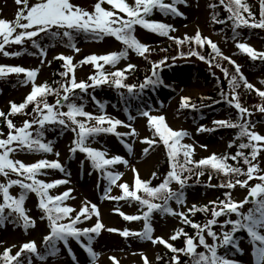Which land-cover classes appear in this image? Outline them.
I'll use <instances>...</instances> for the list:
<instances>
[{"label": "snow or ice", "instance_id": "6c2138e0", "mask_svg": "<svg viewBox=\"0 0 264 264\" xmlns=\"http://www.w3.org/2000/svg\"><path fill=\"white\" fill-rule=\"evenodd\" d=\"M107 2L112 5L114 9H118L120 13H124L125 16L118 15L115 11L106 10L102 5ZM17 4H23V8L18 13L15 22H9L4 19H0V52H3L5 56L20 55L19 52L9 53L5 51V46L10 43L22 44L26 39L33 41V46L40 48V55L43 57L46 53L41 46L34 40L35 37L39 36L40 33H49L50 30L55 27L57 29H64L62 35L68 38V46L73 48L75 51L79 49L75 48L72 43L73 32H83L99 39L101 36H112L117 41H120L125 45V50L119 53L113 52L106 55H92L86 57L85 60L81 61V64L87 62L92 63L99 70L97 75L89 77L92 83L77 82L74 73L73 59L71 56L60 55L56 59L64 61V66L67 71L62 72L60 75L66 80L71 74L70 82L61 81L60 88H53L47 83L37 85L35 78L38 73V69L30 70L20 66H0V77L7 75L8 73H24L26 80L24 83L31 82L33 84V90L25 98V101L17 105L15 102H10L11 110L9 113L0 111V117H4L6 120L7 138H0V175L9 177L10 173H14L17 176H21L24 179H9L7 183H0V194L3 197V203H0V223L9 221L16 223L17 220H22L25 227L30 225L34 226L35 221L29 217L26 210L23 207L26 196L29 193H36L39 198V208L43 211L49 220V226L51 232L49 235L44 237V244L46 247L51 242V249L54 254L56 245L58 242L63 241L65 244L68 243L70 238H75L80 241L82 237H87L89 243L86 245L88 253L93 259L97 257V253L91 247L90 241L93 239L92 234H99L104 228V225L99 221V212L97 211L95 204L85 201L81 209L77 212L72 206H68L66 201L73 199L71 196L72 189H67L59 195L50 194V190L56 188L59 185L67 184L69 181L64 179H58L52 182H46L39 179L41 175H46L45 169H58L61 172L64 171L61 163L58 160L49 161L47 159H40L37 162L26 164L22 160L13 159L12 153L17 151H24L27 149L29 152H42L51 153L53 151L50 142H44L45 125H59L65 128L71 127V131L76 134V139L73 141V147L69 150L73 153L76 151L83 152L91 160L94 168L106 173V177L109 181V188L107 192H111V186L116 185L122 190V195L110 196L108 199L115 201L127 200L137 201L146 208L143 211V215H128L123 212L119 214L126 221H137L143 219L145 221V227L143 232L130 233L128 230L120 232V234L127 238L129 235L140 236L143 239L151 240L152 243H160L166 245L172 253L183 252L186 257H189L190 264H233V262L227 258L218 254L217 249L231 245L233 243L234 233L239 230H246L247 233L259 242L257 253L261 257V261L264 262V234H261L260 230L264 229V174H259L261 171L259 164L254 163L261 150H264V135H261L251 129L255 125L248 119L251 117L252 112L248 108L243 107L239 95L236 93V89L242 82L244 87L249 90L257 91V94L264 98V91L254 89V86L249 83L240 71V66L236 64L229 56L223 55L218 45L213 42L210 38L202 37L197 32L193 37L177 38L170 36V32L175 29L166 23L159 21L149 20L148 17L153 13L154 10H159L162 14L183 16L184 14L179 11L177 5L186 4L187 0H171V2H165V0H135L134 5H130L126 0H98L95 4L94 12H88L76 5H73L69 0H40L34 6L29 8L28 0H16ZM220 4L223 5L226 11L229 13L228 20L233 23V28L238 29L241 26H247L251 28L264 29V10L261 12V19L256 20L254 13L251 8L242 0H220ZM213 9L217 5H210ZM26 13V14H25ZM247 13V17H245ZM214 22L224 24L227 21L218 19L217 14H213L212 17ZM26 21V22H22ZM137 25L150 30L151 32L157 33L161 36H168L170 39L175 40L182 47L187 42L191 45L192 41H195L197 50H190L188 56H196L202 61H206L210 67H221L219 62L213 64V59L202 54L199 50L204 45H210L214 58H222L225 61L235 65V74H230L228 69H222L225 78L229 79V92L225 94L221 92V97L224 102L230 107H234L237 110V118L235 121L232 119H220L214 120L213 124L219 127L237 128L239 129L236 139H240L241 142L238 145V151L233 156L223 155L217 156L213 153L211 156L194 161L191 159L193 154V146L189 144H182L181 141L187 135L183 131H173L165 123V117L162 115H151L149 111H141L140 115L147 117L149 125L154 128L155 133L160 136L163 144L168 148V155L171 161V170L164 178L163 182L156 187H149L150 181L142 180L137 173L135 168L131 171L134 174V190H130V186L127 182L121 181L123 176L122 172L110 171L109 169L117 164L127 165L128 161L123 157L116 155L109 158L106 151L98 150L91 147L88 144L89 139L100 136L101 134H115L123 137L125 135H136V131L130 124H126L124 121L108 116L104 113L103 108H100V114L93 115L92 113L83 110V105H78L75 101L77 98L76 89L81 92H86L90 87H96L107 84L110 87L114 86L117 89H127L128 93L137 95V89L142 92L149 86H156L162 83L159 72L163 70L164 65L167 63V59L161 60L159 63L153 62L152 75L147 77L143 83L136 84H125L124 80L127 79L125 73L129 70L134 69L136 66L128 64L125 69L116 70L114 72L105 73L102 68L103 65L100 63L103 61L105 64H111L113 67L119 63L121 59L127 57V50L131 49L140 56H145L149 52V46L141 43L135 36V27ZM17 29H21L17 33ZM15 34V35H14ZM52 35H61L56 32ZM237 47L246 53L253 61L260 60L264 62V52H258L246 43H238ZM185 54L181 52V57ZM179 58V57H177ZM43 63V60L41 61ZM264 84V81H261ZM61 89L63 90V96L61 97ZM48 94L57 96L56 104L51 105L47 103L46 99H40L46 97ZM230 97V98H229ZM188 97H182L181 107L192 109L196 108L195 104H189ZM219 102V101H217ZM35 103L33 112L35 114L34 119L24 121L22 127L17 128L13 123L12 119L8 118L11 115L22 112L28 104ZM42 105V107H41ZM64 107H67V111H62ZM259 111L264 113V105L259 106ZM26 114V113H25ZM84 117L85 120H78L77 117ZM67 118V120L65 119ZM129 119L133 117L129 116ZM94 120L96 124L94 126H87V121ZM68 121L71 123L69 124ZM33 125H38L35 135L31 131ZM107 125V126H105ZM118 126L125 128H131L130 133H121L117 131ZM212 129H205L200 127L198 131H211ZM5 134L0 132V137ZM247 138V142H243L242 138ZM144 143L149 145L153 144L154 141L145 138ZM233 144L229 143L228 147H232ZM201 147H207L201 145ZM244 149H250L251 151L246 155ZM129 151L131 148L129 146ZM147 152V149H145ZM183 154V163H180L178 157ZM58 156L59 153H56ZM243 158V163L247 165V171L245 172L239 166H232L227 161L239 162L240 158ZM189 165H194L197 168L209 167L215 170L217 173H223L225 176L234 175L239 177L244 175L247 179H229L227 183L219 185L228 189L235 188L237 185L242 187H248V181L251 179H258L261 183H257L255 186L250 187L249 196L251 198H257L255 201V207L250 209L247 214L240 211L243 204L249 203V199H245L241 202H235L231 199V195L226 193V200L221 201H210L213 205L212 219H210L203 226L193 223L189 220L183 212H175L170 206L169 201L175 200L179 205L183 203V192H173L169 185L175 181L180 184L183 188L185 181L190 178L183 177V173L192 172V168ZM199 175H203L204 172L200 171ZM156 173H153L155 177ZM209 176V180H211ZM19 185L23 190L19 197H14L10 194L9 189L13 186ZM143 190L152 199L162 200V204L153 203L150 199L142 198L137 195V192ZM5 209H8L7 215ZM197 208L193 205L188 209L189 212L196 211ZM200 211H207V206L199 209ZM154 211H161L171 215L179 216L183 223L190 224L192 228L196 229V236L199 237V246H203L205 252H196L197 245L194 243L192 237L187 236L186 233H182V230H178L174 235L170 237V240H176L181 234L185 235L186 247L176 248L163 238L156 237L153 239L151 233L152 228L150 226L151 215ZM77 212L72 217L71 214ZM97 216V222L95 226L90 228H79L78 224L83 223L84 219H91V215ZM235 213L236 220L227 219L220 225L222 233L220 236L213 230V227L217 224V219L220 216H229ZM11 219L9 220V218ZM70 219V223H62V221ZM228 225H231L229 231H223ZM207 231V235L212 238L213 243L208 244L206 242L204 232ZM108 231L114 232L117 229L109 228ZM219 241V243H216ZM12 249L6 248L0 257V264H24V260L21 259L25 256L27 264H32V255L35 254L38 258L44 259V256L38 252L35 241H29L22 245L20 251L15 255L11 254ZM144 264H149V258L143 256ZM115 260V257H110ZM172 259L175 264H181L178 256H173Z\"/></svg>", "mask_w": 264, "mask_h": 264}, {"label": "rangeland", "instance_id": "374dc122", "mask_svg": "<svg viewBox=\"0 0 264 264\" xmlns=\"http://www.w3.org/2000/svg\"><path fill=\"white\" fill-rule=\"evenodd\" d=\"M165 1L171 2V0ZM38 2L40 1L28 0L29 8ZM69 2L88 12H94L95 4L98 3V0H69ZM126 2L130 5H134V0H126ZM102 6L106 10L115 11L118 15L125 16L124 13H120L118 9H114L112 5L108 4L107 2H105ZM23 7V4H17L16 0H8L6 4L2 5L0 10V19L7 20L9 22H15L18 13ZM209 8L208 0H187L186 4H180L178 9L184 15L178 16L179 21H170V24L175 29V31L170 32L169 35L175 36L178 34V37L182 36L185 38L193 37L197 32H199L202 36L210 38L218 45L223 55L229 56L240 66V68L243 70L242 74L244 78L254 86V89L260 90L262 88L260 79L264 78V70L258 73V75H245L244 63L247 60H251V58L246 53H243L237 47V44L233 45L223 42L218 39L217 34L214 32L211 33L208 18L210 15ZM156 21H163L164 23H167V20H164L160 16L156 19ZM20 31L22 30L17 29V33ZM134 34L141 43L148 45L149 49L153 47H158L160 49L162 46L167 45L169 42L168 40H170L168 36H161L158 38L154 32H151L140 25H137V30ZM0 40H2V38H0ZM246 44L258 52L264 51L257 41L246 42ZM9 46L10 44L5 46V51L9 53H15L13 51L14 48ZM76 49H79V51L69 49L63 50L61 48L55 47L52 50L46 51V54L40 58H29L26 56L17 57L15 55L5 56L3 52H0V66H20L30 70L38 69L39 71L35 78V83L37 85H42L48 81H51L55 61L57 62L60 60L56 59V57L60 55L71 56L73 59L76 81L78 83L81 81L92 83V81L89 80V77L97 75L99 70L94 64L87 62L81 64V61L92 55L100 56L113 52L119 53L125 50L123 44L120 41H117L115 37H111L109 40L106 39L103 44H79ZM142 58L143 56H140L135 51L128 49L127 57L119 61L115 67H113L111 64H105L103 61L100 63L103 65L102 70L105 73H110L116 70L125 69L128 64H133L137 67L142 62ZM42 60L43 63L41 62ZM190 67L191 66L187 65H177L172 68L162 70L161 74H163V78L169 84L174 85L176 91L174 92V96L171 97L170 101H168L163 108L159 109L158 107H155L149 112L151 115L164 116L166 125L173 131L186 132L187 135L183 138L181 143L192 145L194 151L191 159L194 161H199L211 156L213 153L219 155L220 153L225 152L227 149L226 141L221 140L211 134L213 130L219 127L214 125L213 121L220 119H232L235 116L234 114L237 112L235 111L236 109L234 107H232V110H229L228 113L219 111L215 114H210L205 120L196 125L190 119H184L183 117L177 116L178 114L176 109L183 108L181 107L182 97L190 98L189 102L195 99H198L197 101H203V95L209 90V86H204L199 81H193ZM8 75L11 77L20 78L25 74L8 73ZM24 80H26V76H24ZM70 80L71 74L67 80L64 78L65 82H70ZM226 85H228V83ZM2 90L4 93H2L0 96V111L4 112L11 106L10 102H15L18 104L24 102L26 96L33 90V84L31 82H22L15 89L9 90L6 87H2ZM75 91H79V89H76ZM63 94V90L61 89V96ZM256 95L260 97L258 94ZM40 99H45V97ZM262 101L263 103L259 106L264 105V98H262ZM55 104L56 100L53 105ZM242 106L248 108L249 111L252 112L253 117L258 116L264 119V113L259 111V106L256 108L252 107L250 104ZM34 108L35 103L28 104V106L25 108L27 111H24V109L22 112L11 115L10 119H12L17 128L22 127L24 121L36 118L33 112ZM61 110L65 111L66 109L63 108ZM85 111L92 113L93 115L100 114V110L96 111L90 107H88ZM103 111L110 117L120 119L126 124H130L132 128L135 129L136 135H125L120 137L115 134H111L104 143H102L103 137L98 136L89 139L88 144L95 149L106 151L109 158L119 155L128 161L127 165L117 164L109 169L110 171H118L123 173L121 181H118V184L127 182L130 186V190H134L135 177L131 171L132 168L137 170V173L142 180L151 181L149 178L153 175V173H155L157 167L163 163L165 155L167 156L166 152L168 151V148L162 143L161 138H156L154 133H150V125L147 117L141 116L140 113L119 112L111 106L105 108ZM129 116L133 117V119L130 120ZM65 119L67 120L66 117ZM77 119L81 121L85 120L84 117L79 116ZM257 122L258 121H256V123ZM68 123L70 124L71 122L68 121ZM86 123L89 127L96 124L94 120L87 121ZM200 127L212 130L198 131ZM37 128L38 125H33V128L31 129L34 135L35 129ZM251 130L264 135V125L260 124ZM117 131L121 133H130L131 128L118 126ZM0 132L5 134L0 138H7L9 129L7 128L6 122L0 126ZM145 138L154 141V143L149 145L142 142L145 140ZM75 139L76 134L71 131L65 137L57 138V140L51 144L53 151L51 153H46L47 155L43 154L42 152H29L27 149H25L24 151L12 153L11 158L22 160L26 164L37 162L40 159H47L49 161L58 160L61 163L64 169L63 172L58 169H45L44 171L47 174L41 175L38 178L46 182H52L58 179L69 181L67 184L59 185L56 188L51 189L50 194L59 195L67 189H72L71 196L73 199L67 200L66 204L77 209V212L81 209L85 201L96 205L97 211L99 212V221L104 225V228L98 235L95 233L92 234L93 239L90 241L91 247L97 253V257L93 259L88 253L86 245L89 243V240L86 239L87 237H82L80 241H77L75 238H70L67 244L61 241L63 243L59 253L53 255L47 261H35V264H144L141 254L149 258V264H159L162 259L159 252H161L166 245L160 244L158 242L154 244L151 240L143 239L140 236L135 235H129L127 238H125L120 234V232L124 230H128L130 233H139L144 231L145 221L143 219L137 221H126L119 214V212H123L128 215L142 216L143 213L140 210L142 206L140 204L130 203L127 200H124L123 202L108 199V195H122V190L118 186L112 185L111 192H107V189L110 185L106 177V173L94 168L91 160L85 153L80 151L73 153L69 150L74 146L73 141ZM201 145H206L207 147H201ZM129 146L131 151H129ZM145 149H147V152H145ZM245 150L248 153L250 152L249 149ZM56 153H59V155L57 156ZM223 155L224 154L219 156ZM257 157L258 158H256L254 163H258L260 169L264 170V150H261ZM233 162V164L237 166L235 163L236 161ZM170 170L171 164L169 163V171ZM100 173H102V175ZM259 174H264V171H261ZM243 178L247 179V177L244 175ZM9 179L24 178L17 176L14 173H10L9 177L7 178L3 175H0V183H7ZM257 183L261 182L254 178L248 181V187L241 188L239 186V189L232 188L230 192L226 190L222 192L221 190L218 191L215 189L214 185L216 186V184L209 180V187L213 185V190L206 191L204 190L205 188L203 186H199L198 188H195V190H188V193H186L184 196L182 204H170L169 206L175 212H183L185 216H187L189 213V208H191L193 205H200L201 203L207 206V211L211 212L213 205L209 203L210 201L218 202L221 200H226V193H229L231 195V199L235 202L244 201L249 195L250 187L255 186ZM177 185L178 183L176 184L174 182L172 186H169H171V190L173 192H176L180 187V185L178 187ZM20 190L21 188L19 185L13 186L9 189L10 194L17 198L19 197ZM137 195L145 199H150L153 202V199L143 190L137 192ZM0 203H3L2 194H0ZM23 207L26 210L27 215L35 221L34 226L31 225L25 227L23 225L24 228H21L18 231H15L11 226H5L2 228L0 234V250L5 248H13L14 253L16 254L20 251V248L24 243L35 241L36 245H39L41 238L47 236L50 233L51 229L49 230L47 228L46 221L40 217L42 211L39 208V198L36 193L28 194L24 201ZM254 207L255 202L253 205L245 203L243 204L240 211L244 214H247L248 211ZM7 211L9 210L5 209V213H7ZM77 212H73L71 216H75ZM81 219L83 220V223L77 225L79 228H90L95 226V223L97 222V216L94 213L91 215V219H84L83 217ZM227 219L236 220L238 217L235 213L229 216H222V218L220 217V219L217 220V224L213 227V230L217 232L218 236H220L222 233L220 225L223 224V222ZM62 223L69 222L68 220H64ZM182 224V220L179 216L171 214L161 215L159 213L155 214L153 212L150 219V226L152 228L151 235L153 239L160 237L172 244L173 240H170V237L174 235L173 233L177 231ZM109 228L117 229L118 231L110 232L108 231ZM230 229L231 225H228L225 229H223V231H229ZM260 232L261 234H264V229L260 230ZM204 236L208 244L213 243L212 238L207 235L206 230L204 232ZM247 236L249 237V241L242 240L240 242V253L234 258L227 259L231 260L233 264H264V262L260 260L261 257L257 253V248L260 246L259 242L254 241V239L248 233ZM194 243L197 245L196 251L201 249V246H199V238L195 239ZM216 243H219V241H216ZM110 257H115L116 259L112 260ZM183 257L186 256L181 253L179 256L181 264L188 263L189 260L185 262V260H182Z\"/></svg>", "mask_w": 264, "mask_h": 264}, {"label": "trees", "instance_id": "16d2710c", "mask_svg": "<svg viewBox=\"0 0 264 264\" xmlns=\"http://www.w3.org/2000/svg\"><path fill=\"white\" fill-rule=\"evenodd\" d=\"M6 0H0V5L3 4ZM227 2V0H226ZM242 2L246 3L250 6L251 11L254 13L256 20L261 19V11L264 10V0H242ZM215 4L217 7L215 9L212 8V17L213 14H217L218 19L227 21L224 24L215 22V27L222 32L226 38H229L231 40L235 39H260L262 41V48H264V29L261 28H251L247 26H241L238 29L233 28V23L231 20H228L229 13L226 11L225 7L220 4V0H213L212 5ZM1 7V6H0ZM245 17H247V13L244 14ZM213 20V19H212ZM52 33H56L55 31L49 32V33H43L41 37H39L36 42L41 46L42 49H50L53 48L54 45H59L62 48L69 47L68 46V38L64 37L63 35H52ZM101 38L97 39L92 35L85 34L83 32H73V40L72 43L78 44V43H85V42H95L96 40H100ZM23 54H26L30 57L32 56H39L40 48H36L33 46V43L26 44V46L23 47ZM190 50H197V45L195 44V41H192L191 45H189L187 42L183 45V47L178 44L177 42H174L171 47L168 49H164L162 51L153 50L149 54L145 56V59L142 62V66L140 69L135 70L134 72H131L129 74V77H127L126 80H124L125 84H136L139 85L144 82V80L147 77H151L152 75V65L153 62L159 63L161 60L167 59V63L169 65H172L173 63H178L182 61H188L193 64L192 67V77L193 80L199 81L202 85H209L212 84V87H210L209 91H207L204 95L203 101H195L191 104H195L196 108L192 109L191 107L186 108L184 110V115L192 118H199V120L206 118L207 114L216 112L220 109L227 110L228 104L224 102L223 98L221 97V92L228 94L229 92V79L225 78L224 72L222 69H228V72L230 74H235L234 68L226 61L221 60L219 58H212L208 50L203 46L199 50L202 52V54L208 56L210 59H213V64L216 62H219L221 67H210V65L206 61L200 60L196 56H188V52ZM181 52H184V56L181 57ZM179 57V58H177ZM62 72H64L63 68L59 65V63H56V70H54L52 75V80L50 85L53 88H60L61 81H64V78L60 75ZM161 79V78H160ZM13 81L9 82V84H12ZM227 90H226V84ZM173 88L170 87L169 90L164 88L163 84H158L156 86H149L148 88H145L142 92L137 89V95H131L130 98L128 96L126 97V100H124V103L129 105L133 101H143V102H151L154 98L161 100L162 98H166L168 95L173 92ZM77 98L76 103L78 105L82 104L83 106L88 104V102L92 101L91 95H93L95 98L100 99L103 102H111L115 107H119L121 103V97L122 95H126V91H122L120 89H117L115 87H99L98 90L90 91L87 94L82 93L81 91L76 92ZM236 93L239 95L240 102L242 105L250 104L252 107L256 108L260 104L263 103L262 98L258 97L255 93L251 91H247L243 86L242 82L240 83V86L236 89ZM61 95V93H60ZM138 95H142L143 97L138 98ZM63 96V95H62ZM61 96V97H62ZM230 98V97H229ZM45 99L47 100V103L53 105L55 100H57V96L53 94L46 95ZM219 101V102H217ZM135 110L140 111V106H134ZM30 110V108H29ZM11 117V116H10ZM8 117V118H10ZM6 122L5 118H0V126L3 125V123ZM44 132V142H52L54 141L58 136L65 135L66 128L59 125H46ZM238 132L236 129L228 128V129H218L214 135L219 136L223 139H229L231 138L229 143H232L233 146L229 147V153L228 156H233L236 154V152L239 150L238 145L241 142L240 139H236ZM244 142V138H242ZM178 160L180 163H183L184 157L183 154L178 157ZM229 164L235 167L233 164L234 162L229 159L227 161ZM169 163L171 164V161L169 159V155L167 153V156L165 155L164 161L162 165L158 168L155 177L151 178V184H149V187H156L160 183L163 182L164 178L167 176L169 172ZM237 166L241 167L245 172L247 170V165L243 163V158L241 157L239 159V162H235ZM189 167L192 168V172L183 173V177H189L185 181V186H189L188 188L194 189L195 187H199V185H208L209 184V176H211V181H213L217 188H224L219 187L221 184L227 183V181L231 178L233 181L235 179H241L243 178V175L236 177L234 175L225 176L222 172L217 173L215 170L211 169L209 167L204 168H197L194 165H189ZM200 171H203V175H199L198 173ZM154 203L162 204L163 201L159 199H153ZM202 208V207H200ZM197 208L196 211H194L193 214L189 215L188 219L191 220L193 223L199 224L203 226L204 223L208 222L210 219H212V213L210 211H200ZM15 227L18 228L19 222L17 221L14 223ZM180 230H182V233H186L189 237H194L196 235V229L192 228L190 224L184 223ZM186 236L181 234L177 237L176 243L174 244V247L176 248H185L186 247ZM43 246L40 249V254L44 256V259L47 258V256L51 255L53 250L51 249L50 245L51 242H49V246L46 247L44 242L42 243ZM57 251V246L55 249V252ZM231 252L230 248H226L225 251L222 253H228ZM181 253H172L171 251H166L165 253L160 254L161 256V262L159 264H171L173 263V256H179ZM12 254V253H11ZM13 255V254H12ZM25 256H27V253H25ZM25 256H22L21 259L24 260V264H27V260L25 259ZM2 257V256H0ZM33 257H31L32 259ZM166 262V263H162Z\"/></svg>", "mask_w": 264, "mask_h": 264}]
</instances>
